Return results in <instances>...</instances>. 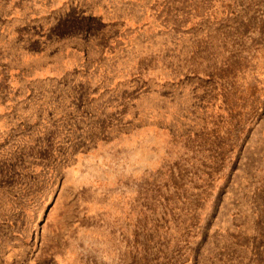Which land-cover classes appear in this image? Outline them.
I'll list each match as a JSON object with an SVG mask.
<instances>
[{
    "label": "rangeland",
    "instance_id": "1",
    "mask_svg": "<svg viewBox=\"0 0 264 264\" xmlns=\"http://www.w3.org/2000/svg\"><path fill=\"white\" fill-rule=\"evenodd\" d=\"M0 264H264V0H0Z\"/></svg>",
    "mask_w": 264,
    "mask_h": 264
}]
</instances>
